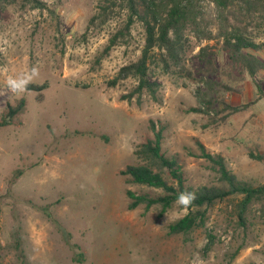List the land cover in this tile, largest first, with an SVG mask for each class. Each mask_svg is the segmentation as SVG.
<instances>
[{
    "label": "rangeland",
    "instance_id": "1",
    "mask_svg": "<svg viewBox=\"0 0 264 264\" xmlns=\"http://www.w3.org/2000/svg\"><path fill=\"white\" fill-rule=\"evenodd\" d=\"M42 1L44 10L17 0L0 13V92L9 77L33 66L39 75L30 84L48 83L41 93L0 96V120L7 104L27 100L20 124L0 127V264H264V202L251 205L243 224L241 197L232 196L208 209L203 227L170 235L168 225L187 209L175 204L162 217L158 206L129 210L126 190L161 191L125 184L120 176L138 163L133 152L150 135L153 119L167 123L163 150L179 160L187 186L220 185L209 163L191 155L195 139L222 154L240 180L264 183V162L250 156L264 155V93L259 98L255 82L231 67L216 0H196L199 35L212 38L186 32L184 65L193 78L151 66L160 102L143 95L140 103L120 99L135 87L133 79L108 85L144 45L143 27L135 22L128 44L104 55L127 19L123 4L105 23L91 24L104 0ZM245 35L264 43V27L248 26ZM206 46L215 54L213 78L229 90L201 114L192 109L203 87L197 55ZM256 54L264 59V51ZM260 79L264 92V72Z\"/></svg>",
    "mask_w": 264,
    "mask_h": 264
},
{
    "label": "trees",
    "instance_id": "2",
    "mask_svg": "<svg viewBox=\"0 0 264 264\" xmlns=\"http://www.w3.org/2000/svg\"><path fill=\"white\" fill-rule=\"evenodd\" d=\"M35 9L44 10L47 4L42 0H23ZM17 0H0V13ZM121 2L127 10V19L124 25L113 34L104 55L118 44H128L131 27L140 22L144 30V45L136 61L130 62L120 68L117 76L108 83L116 86L119 82L129 78L136 82L135 87L121 100L132 101L134 98L140 103L143 95H148L156 102L160 84L151 80V66L161 68L166 75L186 74L193 78L184 65L187 53V35L189 29L196 31L198 39H211V33L199 35L197 27L196 0H104L98 5V12L92 17L90 23L96 21L105 23L110 19L111 12ZM219 16L222 19L220 36L224 38L222 48L228 53L232 68L247 74L256 84L259 98L262 96L261 74L264 72V59L256 53L264 51V43L257 44L246 37L248 26L264 27V0H216ZM233 20V23L230 22ZM232 31H229V27ZM202 64L199 82L203 87L196 89L195 95L199 106L192 112L208 114L214 108L218 95L222 89L229 90L223 83L213 77L218 74L215 54L209 47H202L197 55ZM196 80V79H195ZM48 88V83L29 84L27 91L41 93ZM223 90V91H224ZM230 113L239 110L220 101ZM27 100L20 98L15 105L7 104L6 110L0 120V127L20 124V117L25 112ZM150 135L139 144L133 154L137 164L127 165L120 171L125 184L141 185L150 189L160 190L161 193L138 194L126 190L129 200L128 209L135 210L143 206L145 211L152 207H159V217H162L175 205L177 196L183 191H195L197 199L187 209V214L168 225V234L187 235L195 229L203 227L207 211L219 201L232 196H239L238 218L244 224L245 214L254 203L264 202V183L253 185L240 180L228 168L224 156L220 153H211L198 139H195L196 151L191 155L209 163L210 170L216 174L220 185L203 186L197 189L187 186L182 166L176 157L168 156L163 150L168 131L167 123L160 120H149ZM252 158L264 162V155H254Z\"/></svg>",
    "mask_w": 264,
    "mask_h": 264
},
{
    "label": "clouds",
    "instance_id": "3",
    "mask_svg": "<svg viewBox=\"0 0 264 264\" xmlns=\"http://www.w3.org/2000/svg\"><path fill=\"white\" fill-rule=\"evenodd\" d=\"M38 75H39V69L33 66L31 70L27 73H21L20 75L15 76V77H9L7 80L6 89L4 90V92H0V96H7L9 93L24 92L25 90H27L28 85L32 83L33 80ZM196 199H197V194L195 191L186 190V191L181 192L177 196L175 200V204L186 209L192 206ZM200 264H204L203 260L200 261Z\"/></svg>",
    "mask_w": 264,
    "mask_h": 264
}]
</instances>
